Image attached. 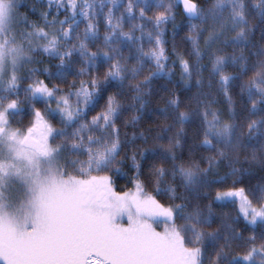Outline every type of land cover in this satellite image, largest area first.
Wrapping results in <instances>:
<instances>
[{"label": "snow or ice", "instance_id": "1", "mask_svg": "<svg viewBox=\"0 0 264 264\" xmlns=\"http://www.w3.org/2000/svg\"><path fill=\"white\" fill-rule=\"evenodd\" d=\"M108 3L101 43L95 2L41 0L30 21L19 0H0V264H206L208 244L211 264H264V178L253 184L241 163L254 136L264 139V0H127L119 16V0ZM177 13L190 51H177ZM125 15L140 23L125 31ZM177 65L196 93L182 111L173 92L149 120L154 82ZM214 83L227 116L210 98ZM232 87L250 115L262 106L246 131ZM186 125L198 141L187 154ZM259 152L245 162L264 169V143ZM113 175L135 191L116 193Z\"/></svg>", "mask_w": 264, "mask_h": 264}, {"label": "trees", "instance_id": "2", "mask_svg": "<svg viewBox=\"0 0 264 264\" xmlns=\"http://www.w3.org/2000/svg\"><path fill=\"white\" fill-rule=\"evenodd\" d=\"M107 1V0H105ZM47 0H43V3L46 4ZM90 2H100V0H90ZM19 3L21 4V7L19 9V12L21 15L27 14L28 18L30 21H36L39 19L38 13H33L31 12V7L35 4L38 10H43L42 6H41V0H19ZM255 10H253V17H252V23L257 25V31L255 36L252 38L253 39V43L259 45L261 43L260 40V20L258 17L255 16L254 14ZM61 18H63V16H61ZM82 22V21H81ZM176 25H179V27L177 28V36L175 39V44L177 46V51L182 52V47L178 46V37L179 35H183L185 33L186 30V23L187 21L184 19V17L180 14L177 13V17H176V21H175ZM137 34V32H136ZM165 39L168 41V50H169V54H171L172 51V45H173V37H172V24H169L167 26V32L165 35ZM226 52L230 53L232 52L231 48L225 49ZM223 54V53H221ZM45 59V64H49L51 63L52 65H54L55 63H57V61L53 60V61H49L47 57L44 58ZM175 59V57H171V59L169 60V64H171V60ZM250 60L254 59V57H249ZM134 63V61H133ZM204 63H207V61L205 60ZM229 72H234V71H238V68L233 67V66H229V68L227 69ZM207 78H208V73L205 72L204 73V91L208 92L209 89L207 87ZM153 89H154V93L152 95V97L150 98V103L148 105L147 108V113H148V119L149 120H154V117H151V113L153 110L157 109V108H164L167 106V102L169 100V98L172 96L173 92L178 95L180 97L181 100V110H185V106H186V101L187 99L194 95L197 91L196 86L193 82V84L191 85L190 89L186 88L184 83L181 81L180 79V69L179 66L177 65V67L174 70V75H172L171 79H168L167 77L165 78H161L157 81L154 82L153 84ZM231 95L233 97L234 100V105L233 107L235 108V111L237 113V116L239 118V122L242 126V130L246 131V124L250 119H255V120H259L260 119V115L261 113L259 112L260 107H262L261 105L257 106V114L256 115H250L249 114V109L251 107V105L247 102V97H241L239 95V89L237 87H232L231 88ZM211 99H213L215 101L214 107L218 108L225 116H227L228 113V109H229V105L227 103V100L225 98V96L223 95V93L219 90L218 86L215 85L213 88L211 89ZM130 102V101H128ZM131 115H133L132 112H128L126 113V118L130 117ZM171 121H169L170 123ZM157 123H161L160 121H157ZM141 129L144 128H149V127H153L154 128V124L151 122H147V121H141V125H140ZM186 131H187V144L185 145V148L183 149L184 153L187 154V148L188 146L194 145L196 143H198V141L194 138V128L191 125H186ZM129 133V135H131L132 132V128L129 127L128 129H126ZM251 143V147H249L245 152L241 153V163L243 164V166L245 168H249L250 167V171L252 172V183L256 184V183H260L262 178H264V169H261L258 165H249L248 163L245 162V157H248L249 159L251 158V154L253 152V150L255 149L257 152V155L260 154L259 149H260V145L261 143H264V139L261 138V136L259 134H257L256 136H254V138L250 141ZM202 151V150H201ZM199 154V152L197 153ZM83 159V157H82ZM125 172H127V168L124 169ZM221 174H223V170L221 171ZM113 179V188L115 192H125L126 190H129L131 188H133L134 186L129 182V179L126 176H112ZM240 187H243L245 185H239ZM151 189H149L150 191ZM217 190H227V189H217V188H213L211 190L210 195L214 196L215 192ZM205 203H207L208 201L205 200ZM215 207V206H214ZM225 211L229 214L230 217L235 216V208L231 205H229ZM243 223V222H241ZM219 226V219H217V222L213 225V229ZM213 229H209V231L213 230ZM257 232H259V227H257ZM248 233H246L247 235ZM207 251L211 252L212 255V259L214 257V253H215V249L211 244H208L206 247V254H205V259H206V255H207Z\"/></svg>", "mask_w": 264, "mask_h": 264}, {"label": "rangeland", "instance_id": "3", "mask_svg": "<svg viewBox=\"0 0 264 264\" xmlns=\"http://www.w3.org/2000/svg\"><path fill=\"white\" fill-rule=\"evenodd\" d=\"M120 4H121V7L119 9L116 10V15L119 16L121 12H123V5L127 3V0H119ZM157 2V0H149V4H155ZM248 3L249 5L251 6V4L253 3V0H248ZM96 4V15H97V18H98V21H99V38H100V42L102 43L103 42V37L105 35V32H106V28H105V23H104V15L107 13V10H108V7H110L111 5L108 3V0L105 1V7L104 9L101 11L100 7H99V4L100 2H95ZM149 15H152L151 12L148 13ZM253 17V16H252ZM252 19V18H251ZM133 23H140V21L136 18H133V20H129L127 15H125V20H124V30L125 31H128L132 24ZM146 24V30H151L152 29V25L148 22H145ZM84 27H85V23L82 21L79 25V31L80 33L82 34L83 33V30H84ZM135 35L139 36L140 33L137 32V34L135 33ZM187 35V23H186V30H185V33L182 35H179L178 37V46L182 47V52H185V51H190L191 49V45L186 42L183 37H185ZM147 47H148V44H147V39H145V48L147 50ZM124 50H125V55L127 56L128 55V46L125 45L124 46ZM23 123L25 125L28 124V119L27 118H24L23 120ZM58 126V125H57ZM108 173H101V175H106ZM135 191V188H131L129 190H126L125 192H134ZM118 194H122L124 192H116ZM126 219V218H125ZM164 229V225L161 224L159 227H157V231H163ZM206 254V253H205ZM206 264H211V260H212V255H211V252L207 251V255H206Z\"/></svg>", "mask_w": 264, "mask_h": 264}]
</instances>
